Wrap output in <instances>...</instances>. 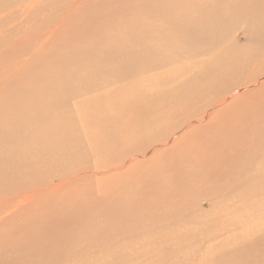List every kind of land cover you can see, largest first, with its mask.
Wrapping results in <instances>:
<instances>
[{"label": "bare ground", "instance_id": "obj_1", "mask_svg": "<svg viewBox=\"0 0 264 264\" xmlns=\"http://www.w3.org/2000/svg\"><path fill=\"white\" fill-rule=\"evenodd\" d=\"M6 1H8L9 6H6L4 10H10V13L7 14L6 12L7 17L5 22L10 21V23L26 22L27 19L33 15V12L36 9L41 7L45 8L43 6L45 5V2H43L44 4L42 5V1L44 0ZM84 1L85 0L64 1V4L67 5V9H64V12L62 10L63 13L60 12V15L57 16L54 21L50 20V22H45L43 25L46 28H38L34 34H30L28 39L25 38V40H18L17 43L12 42L6 44L1 49L2 51L0 57L5 56V59L6 56L10 57L9 55L11 54H9V51L14 50V48H20L22 42L30 43L32 40H38L40 42L55 34L56 31H58L60 27L62 28L70 19L71 15L77 10L78 7L76 6L81 3L83 5L86 2ZM117 1H120L121 3L124 2V4L127 3L128 5L134 4L133 2L136 1L139 4L138 11L129 10L130 12L123 15V17L125 16L128 19L131 18L132 21L130 20V25L136 26V23H139L140 29L137 30L136 27L131 34L135 39L140 38V41L137 40L140 42V45L137 47L138 51L136 54H140V60L145 53L149 56L146 63L143 61L140 63V74H142L141 79L146 73L150 75L155 73L153 76L155 80L158 75V70H160L158 68H160L161 65L163 66V64H166L167 66L170 65L171 70L173 60H177L183 52L191 54V58L192 56H202V58L207 56V58L203 61L201 60L202 62L198 69L193 70L192 73H190L191 67L189 68L188 65L177 64L172 66V73L170 72L168 75H162L159 78L157 77V80L163 82L165 85H168L167 87L160 90H157L155 87L153 89V93L151 94H148L146 90L141 89V92L135 99L133 97H127L118 100L115 99V92H111V90L108 91V89L106 92L104 90L105 88H98L102 90L100 92V98L102 103H105L104 109H107L104 110L103 113L100 111L101 114L96 115L94 119L97 122H101L99 124L100 128H103L104 124L107 126V140H112L111 143H116V153L114 157L112 155L107 157V165H104L106 163H99L97 166L91 167L87 166L89 161H86L85 163L81 161L78 165H76L77 167L72 166L68 170H65L66 168L56 170L58 167L57 163L59 161V163H61L62 160H60L59 156L56 157L57 152L55 148L52 147L58 143L67 146L66 142H69L71 135H73L77 142L79 140V134L76 133L77 131L75 132L73 130L70 133V128L68 130L67 128H61L62 130L59 135L57 134L58 136H55L53 135L54 130L52 127H46L50 123H46V126L44 125L42 128L45 134L41 135L39 132L37 133V131H39L38 129L36 131L37 135L34 137V141L29 142L26 145L25 150H32V158L29 157L31 161H20V159L15 157L16 154H12V152H10L12 148H10V146L6 143V149L2 150V153H5L6 157L4 159L2 158L0 161V180L1 183L13 182L17 180H19V182L14 185H8L7 188L0 191V264H59L64 259H61L59 256L61 248H71L69 241L72 239L76 240L78 231L83 229L78 222L80 221L82 224L87 219L89 220V218H91L90 215H96L97 213L98 215H101V217H104L107 213V217L110 221H115L121 218L123 219L124 217L127 219V215L132 219L131 223L128 224L126 228V234L122 231L120 234L116 231L113 233L112 237H115L118 240H123L120 241L118 245L114 246V244H112V248L108 250L107 255L104 254L105 257H107V260L101 261L100 264H134L133 262L135 260L137 261V264H187L184 259H187V256L190 255L187 251L189 246L187 245L188 249H185L184 245L187 243L188 239L185 234H180V232H183L184 230L187 232L189 229L188 223H192V220L198 224L200 221L206 219L207 213L201 215L200 219L196 216V214H194L196 217L191 218V216H189V211L192 209L196 212L199 211L200 201H204L208 205L209 200H211V193L215 191V189L217 192L219 191V193H222L221 195L227 194L229 197L234 199L232 204L227 203V205L219 212L222 221L229 226L230 233H228L225 237L223 236V239L221 238V248H218V246L217 250L210 249L204 253L206 255V257L204 256L205 259L197 256L193 261L189 262V264H264V158H262V164L253 163L254 165L252 168L248 169L249 165L244 164L247 161V158H244L241 154V152L244 153L243 148L245 145L241 146L240 149L238 145L239 143L237 142V140H243V142L247 143V141L244 140H249V138L253 141L263 140V142H255L258 150L264 144V122L262 121L264 119V64L260 63L256 69L249 68V71H246L243 66H250L249 61L252 63L254 62L252 60L248 61L245 58H239L240 61L243 62V65H237L239 63L236 61V56L230 54L226 47L224 48L221 43H224V41H222L220 37L223 26L232 22L237 28H239V25L240 27L243 26L240 30L241 32L243 31L242 34L245 42L255 43L254 41H261L264 37V0ZM105 3V6H107V3L110 2L106 1ZM64 4L63 6H65ZM127 4H125V6H127ZM123 8L125 7L123 6ZM134 8L136 9V6L131 9ZM113 9L111 11H113ZM39 10L42 12L43 9ZM122 11H124V9ZM122 11L119 13L123 14ZM128 14H131V16ZM76 15L73 14V16ZM114 16H116V14ZM2 18L3 17H0V20ZM96 18L98 17L96 16ZM120 24L122 26V22H120ZM72 25H69V27H72ZM79 25L76 27H82V25ZM127 25L128 24H126V26ZM255 25L257 26L258 32L256 30L250 32V29L253 30L252 26ZM12 28H14V26ZM44 29L45 31H42ZM183 35L189 37L186 42L180 46H174L171 40L165 41L163 44L165 50L161 51L162 48L160 39L167 38V40H179L180 36ZM133 36L131 38H133ZM229 38H231V36ZM235 38L238 39L237 35H235ZM68 39L70 42V38ZM158 41H160V43L153 44ZM77 43L80 42L77 41ZM100 43L102 44V42ZM126 43L124 46H127ZM71 45L76 50L75 52L73 48L72 50L70 49V55L73 58L71 59L73 60V65H82L89 72L65 69L66 65L71 61L70 58V61L64 59H67L68 56L64 57L60 61L59 68H57V70L53 73H46V70H44L45 74L42 76L43 73L42 75L40 74L43 71L40 67L41 72H39V75L43 78H40L39 81L41 82L42 80L44 86L46 85L42 91L45 92V89L48 88L47 91L51 93L49 96H53V93L55 92L63 93L66 91L69 92V90L72 91V94L74 93L76 95L83 92L81 85L72 88L73 85L71 84H69L68 87H65L50 83H57V77L59 76L56 73L58 72L66 71L73 78L79 80H89L92 73H97L98 71L103 70L106 72L108 79L117 76L116 73H110L107 71V69L109 70V68H112L109 61H113V63L115 62V67L119 66L117 60L130 62V57H124L119 54L122 49L117 47L118 44H113L114 46L112 47L110 46V51L108 48L100 50L99 48L104 49V44H102L103 47H99V50L97 49L96 51L98 55L100 54V58L97 57L98 55L95 54L96 52L93 53L92 50L83 51L84 48H81L80 45L75 46L73 43ZM42 47L46 46L40 42L39 46L32 52L35 54L34 56L42 52ZM86 47H88V45ZM257 49L258 48L252 51L254 59H256L259 54ZM130 50H135V47ZM210 50H212L215 54H213V52L208 53ZM105 51L109 52L106 53ZM126 51L128 52L129 50ZM12 55L14 56L13 53ZM25 56L26 55H24V58ZM76 56H82V58L80 60L77 58L76 60ZM90 56H95L96 58L89 59ZM40 57L42 58V56ZM5 59L2 60V62L6 63L5 61L7 60ZM38 60H36L35 63ZM263 60L264 55L257 61L260 62ZM42 63L44 62L42 61ZM14 64L16 65V63ZM122 65L120 66L122 67ZM19 67L21 68L22 66L19 64ZM38 68L39 67L37 66L36 70H38ZM49 69L50 66L47 70ZM13 70L14 68L10 72L12 73ZM36 70H31L29 73L26 72L28 75L25 74L26 76H23V78H27L26 82L28 83H25L27 84V88L24 92L20 90L21 88H17V91L19 89V91L23 93L25 101L27 100V103L22 102L24 101L22 96L23 99L21 102L22 104H26L25 106L15 104L14 102L17 99H15L13 103L10 101L12 93L16 90L14 91L12 88L10 89L9 86V88L6 86L11 92L13 90L12 93H7V90H5L4 87H0V107H2V110H6V113L4 114L11 112L10 114L13 115L14 111H17V109H22L25 116V113L27 115L29 111L32 110L31 102L29 101H31V99L33 100V98L30 99L29 96H34V93L40 94V96L43 94L39 93L40 89L38 88L40 85H38V82H36L38 90L31 89V87H33L31 84L35 83L32 82L34 81L35 76L34 74L32 75L31 72ZM112 71H115V68H113ZM66 72H64L65 74H62V77L63 75H68ZM186 72H189V74L186 75ZM21 74H23V72ZM15 76L13 78L11 77L12 80L15 79ZM23 78L20 79L24 80L25 78ZM17 79L20 80L19 78ZM69 79L71 78L69 77ZM18 80L15 81V85L19 82ZM63 80H65L64 77ZM97 80L95 78V81ZM145 80H147L146 76ZM66 81L67 79L63 81V84H65ZM71 81H74V79H71ZM68 82H70V80ZM12 83H10L11 86ZM20 83L23 84L22 82ZM49 83L52 85L48 86ZM58 83L61 84V82ZM7 84L8 82L6 85ZM25 84L23 85L25 86ZM0 85L2 84L0 83ZM33 85L35 86V84ZM95 85L97 87V83H95ZM41 87H43V84ZM91 87L93 86L85 89L86 93H90L92 91ZM16 94L17 98L19 97L18 94L21 93L17 92ZM72 94L71 96L73 98L74 95ZM44 95H47V92L44 93ZM159 98L169 99L170 101L168 103H162L159 101ZM48 99H50V97ZM50 100L51 103L50 101L49 103L52 104L53 99ZM74 100V105L76 106L80 99ZM64 103L66 104L68 102ZM12 104H15V106ZM50 104L46 105L49 106ZM51 106H53V104ZM51 106H49V108ZM33 107H35V105ZM64 108H68L67 104L64 105ZM35 109L38 110V108ZM100 109L103 110V107ZM43 110L45 111V108H42V111ZM30 113L33 114L32 112ZM39 114L40 116H38V118L42 116L41 113ZM59 118L60 120L67 119V122L69 121L72 125V121L68 119L70 118L68 114L61 115ZM89 118L90 116L84 117V121ZM34 119L37 120L36 118H33V120ZM33 120L32 122L35 124V120ZM12 121L13 120H11V123L13 124ZM20 123H22V121ZM2 124L3 118H1L0 112V127ZM40 124L43 123L41 122ZM8 127L10 126L8 125ZM36 127L38 128L37 124ZM14 129L12 128V130ZM25 129L29 132V127ZM251 130L254 131L252 134ZM20 131L22 132L21 129ZM39 135H41L39 144H36L38 142H36V139ZM29 136L31 137V134ZM241 137H243V139H240ZM25 140L26 139H24V141ZM2 141L4 142V140ZM18 142L19 141L16 143ZM247 144L250 145L251 143L248 142ZM252 145L253 148H255L254 142ZM13 146L14 143L12 147ZM77 146L78 144H76V147ZM20 151L23 152L24 149L21 148ZM27 152H29V150ZM223 154H225L223 158L219 159L220 157L217 155L221 156ZM76 156H78V154ZM55 157L56 163L54 160L51 162ZM76 162L78 161L76 160ZM111 166H113L112 169H110ZM240 166H243L245 170H240ZM40 169H42L45 174L39 182L31 181L26 178L34 174L36 175L38 171H41ZM229 173H232V175L236 173L237 175L235 174V177L232 179V183L228 184V186H222L220 184V187H222L220 188V179L224 177L226 184L229 178ZM49 177H51L50 180L48 179ZM98 177L101 179L96 180ZM105 179L106 182L104 185L101 181H105ZM184 180H186L185 184L182 183ZM210 180H213L211 183L215 189H211V192L208 195L209 188L206 189L204 186H208L207 182ZM55 181L58 182L55 183ZM200 184L202 190L198 191ZM191 191L197 192L200 196V200L198 199L195 202H191ZM200 193L203 194L200 195ZM45 196L53 199L48 200L50 206H48L47 200L43 199ZM74 196H76L75 200L73 199L75 198ZM33 201L36 203L29 207ZM70 201L72 203H70ZM68 202L69 204H67ZM205 203H201V206H207ZM39 204L42 206L40 212V209H38ZM131 204H134L133 208H130ZM212 205L213 204H209V208H211ZM151 209L154 211L152 221H155L156 219V222L161 223L160 221L166 217L167 222L161 223L158 227L159 229L157 231H153L154 233L152 238L150 235L145 237L146 241L149 243L151 242V248H146L145 251H140L142 246L140 248L139 234L143 232L141 231L139 234H137V232L143 230V226H141L140 223L138 227V221L135 222L134 220L141 214H148ZM206 211L207 210L202 209L200 213H204ZM214 211L215 210H213V212ZM168 212H170V214ZM5 217L9 218V220ZM99 223L101 224V222H98L97 224L99 225ZM111 223L112 222H110V225ZM229 223H234V225H230ZM106 227L105 230L107 229ZM7 228L8 230L4 232ZM119 228H121V225ZM20 229H25L26 233L23 235ZM147 229H149V227ZM180 229L184 230L181 231ZM233 230H235V234H231L233 233L231 232ZM132 232L133 235L131 237L129 234ZM99 233L101 234V232ZM234 236L236 237L235 242L231 241ZM14 237L18 241L17 245H20L19 249L16 248L17 245ZM84 237L86 239V236ZM128 237L136 240V242L134 241L133 243H130V247L128 246V242L130 240ZM183 237L185 239H183ZM230 241L232 243H230ZM83 242L85 243L86 241ZM227 242H229L232 247H223V244ZM78 243L83 244L82 242ZM199 244H201V241ZM146 245L150 247L149 244L146 243ZM132 249L138 250H134L129 254L123 252ZM71 252L69 253L71 254ZM146 255H150V258L146 257ZM105 257L103 258L105 259ZM69 259L71 261L72 257H69Z\"/></svg>", "mask_w": 264, "mask_h": 264}, {"label": "rangeland", "instance_id": "obj_2", "mask_svg": "<svg viewBox=\"0 0 264 264\" xmlns=\"http://www.w3.org/2000/svg\"><path fill=\"white\" fill-rule=\"evenodd\" d=\"M64 1L66 2V0H44V1H42V5L44 4L43 2H45V5H43L45 8L41 7V8L36 9L33 12V15L30 16L27 19L26 22L24 21L23 23H19V22L18 23L17 22L10 23V21L5 22V19L7 17L6 15L10 13V10H4V8L6 6H9L8 1H6V0H0V17H3L0 20V54H1V51H2L1 49L6 44H9V43H12V42L17 43L18 40H22V39L25 40V38L28 39V37L30 36V34H34L35 31H37L38 28L39 29L42 28V27L43 28H46L43 25L45 22H50V20L51 21H54L56 19V17L60 15L59 13L62 12V10L64 12V9H67V5L64 4ZM85 1H84L85 3L83 5L81 3V4H79V5L76 6L78 8H77V10L73 14L74 15L77 14V15L76 16H73V14H72L71 17H70V19L64 24V26H63L64 28L63 27L62 28L60 27L61 29L59 28L58 31H56V33L53 34L54 36L51 35L49 38L47 37L45 39L47 41H45V40L44 41H40L46 47H42V52L38 53L36 56H34L35 54H33L32 52L39 46V43L40 42L38 40L37 41L36 40H32L33 42L30 41V43L29 42H26V43L22 42L20 48H14V50L9 51L10 52L9 54H11V55H9V54L8 55L10 57L6 56V59H5V56L0 57V83L2 84V85H0V87L1 88L4 87V89L7 90L6 91L7 93L8 92H11L10 91L11 88L14 91L16 90L15 91L16 93L17 92L18 93H21V94H18L19 97L16 98L17 94L15 92L12 93L13 92V90H12L11 93H12L13 96L11 95V97L12 98L14 97L13 99L10 98V101H12V103H13V101L15 99L18 100V101L16 100L14 102L15 104H21V105H24L25 106L26 104H22V102L27 103V100L25 101V98H24L23 93H22V92H24L26 90V88H27L26 85L28 84L26 82L27 78H25V77H24L25 79L23 78V76L28 75L26 72L29 73L31 70H36V68L38 66L39 67L38 70L31 72V74L32 75L34 74V76H35L34 81H32V82H35V83H32L31 82L32 83L31 86H33L35 88L37 86L36 85L37 84L36 82H38V85H40V87L43 84V87H41V88L39 87L38 88V89H40L39 90V93H43L42 96H40V94H36V93L33 94L34 96H32L31 94H29V95H31V96H29L30 99L33 98V100L31 99V101L28 100L29 102H31V108H32V110L29 111V113L27 114L29 116H27L26 113H25V116H24V111L22 109H17V111H14V114L15 115L14 114L13 115L10 114L11 112H9L8 114H4V113H6V110H4V109L2 110L1 109L2 107H0V110L3 111V113H2V111H0L1 112V118H3V124L0 127V161L2 160V158L4 159L6 157V154L5 153H2V150L3 149H6V143L10 146V148H12V150L10 152H12V154H16L15 157H17L18 159H20V161H24V160L31 161L30 158H32V154H31V151L32 150H30V149L25 150L26 145L29 142H33L34 141V139H35L34 137H36V135H37L38 132L41 135L45 134L43 132L42 128H43L44 125L46 126V123H50L46 127H48V126H49L48 128H51L52 127V129L54 130L53 135H55V136H58L59 133L61 132V130L63 128H67V130L70 128V130H69L70 133L73 130L75 132L77 131L76 133L79 134V140L77 142L74 139L73 135H71V137L69 138V142L68 141L66 142L67 143V146H64V144L58 143V144H55V146L52 147V148H55V150L57 152V156L56 157L59 156L60 157V160H62L61 163H59L60 161L57 163L58 167L56 166L57 167L56 170H62V169H65V168H66L65 170H68L72 166L77 167L76 165H78L81 161H83L84 163L86 161H89L87 163V166H91V167H95L99 163H102V164L103 163H106L108 156H111L112 155L114 157V155L116 153V143L115 142L114 143H111L112 140H107V137H106V135H107V126L103 123L104 124V127L103 128H100L99 127V124L101 122H97L94 119V117L96 115H100L101 113H103L104 110L107 109V108L104 109L105 108V103H102V100L100 98V96H101L100 95V92L102 90H100L98 88H102V89L105 88L104 90L106 92H107V89H108V91L111 90V92H115V99H118V100H121V99L127 98V97H133L135 99L136 96H138L139 93L141 92V89L146 90V92L148 94H151V93H153V89L155 87H156L157 90H160L162 88L167 87L168 85H165V84H163V82L158 81L157 80V77L159 78L162 75L163 76L168 75L172 71V66L177 65V64L188 65L189 68L190 67L192 68V69L190 68V73H192L193 70L198 69V67L200 66L201 62L204 59L207 58V56H205L204 58H202V56L201 57H194V56H192V58H191V54L186 53V52H183L182 54H180V56H179V58L177 60H175V59L173 60V64L171 66V70H170V65L167 66L166 64H163V66L161 65V67L158 68L160 70H158V75L156 76L155 80H154V77H153L155 75V73H152L151 75L148 74V73H146L145 75L142 76V79H141V75L142 74H140V68H141L140 63L142 61L144 63H146L148 61L147 58L149 56L147 55V53H145L143 55V57L141 58V60H140V54L139 53L136 54L137 51H138L137 50V47L140 45L139 44L140 42H138V41H140V38H138V39L136 38L135 39L134 36L131 35V34L133 33V30H135L136 27H137L136 28L137 30L140 29L139 23H136V26L134 25L135 26L134 27L133 25H130L131 18L128 19L125 16L123 17V15H126V13H129L130 11H133V10L134 11H138L139 10V4H138V2L134 1L133 2L134 4H130L131 6L128 5L127 3H125V4H127V6H125L124 2L121 3L120 1H117V0H85ZM106 1L107 2H110V3H107V6H105L106 5V3H105ZM112 2H113L114 5L112 4ZM62 3L66 7L63 6ZM62 6H63V8H62ZM116 6H117V9H116ZM123 6L125 8H123ZM134 6H136V9L135 8L134 9H131ZM113 7H114V9H113ZM39 9H43L42 12ZM79 9H80V11H79ZM112 9H113V11H111ZM123 9H124V11H122ZM126 9H128V10H126ZM55 10L57 11V14H56V11ZM125 10H126V12H125ZM120 11H122L123 14L119 13ZM6 12H7V14H6ZM116 12H118V13H116ZM50 14H52V15H50ZM115 14H116L117 17L118 16L119 17L117 18L116 16H114ZM128 15L131 16V14H128ZM96 16L98 18H96ZM99 16H100V18H99ZM124 18H126L128 20H126ZM8 20H10V19H8ZM115 20H116V22H115ZM120 22H122V26H121ZM79 24L82 25V27H78L77 28L76 26L79 25ZM84 24H85V26H84ZM116 24H118V25H116ZM126 24H128L129 26L127 25L128 26L127 27ZM15 25H16V27H15ZM69 25L70 26L72 25V27H69ZM94 25H96V26H94ZM13 26H14V28H12ZM132 26H133V28H132ZM71 28H74V29H71ZM242 28H243V26L240 27V25H239V28L235 27V25L232 22L231 23H228L225 26H223V28H222V34H220V37H221L222 41H224V43L221 42L222 45L224 46V48L226 47L228 49V51L230 52V54L236 56L235 57L236 58V61L239 63L237 65H239V66L240 65H243V62L240 61L239 58H245L248 61L249 60H252L254 62V63H252V62L249 61L250 66H246V67L243 66V68L246 71H249V68L250 69H252V68L256 69V67L259 66L260 63L264 64V60L263 61H260V62L257 61L261 56L264 55V44H263L264 43V37L262 36L263 38L261 39V41L263 43L260 40H259L260 42L259 41H254L255 43L245 42V40L243 39L244 38L243 37V34H242L243 31L241 32V30H240ZM252 28H253V30L250 29V32H253L255 30L258 32L256 25L255 26H252ZM83 29H84V32H83ZM42 31H45V29L42 30ZM229 32H231L232 34L229 33ZM76 33H77V35H76ZM81 34H84V35H81ZM96 35H99V36H96ZM235 35H237L238 39L235 38ZM132 36H133L134 39L131 38ZM230 36H231V38H229ZM77 37H79V38H77ZM68 38H70V42H69V39ZM188 38L189 37L186 36V35L180 36V39L179 40L178 39H169V40H167V38H162V39H160V41H161V48H162L161 51H164L165 50V48L163 47V44L165 43V41H170L171 40L173 42L174 46H180L181 44H183L184 42H186ZM92 39H93V41H92ZM130 39H133V40H130ZM77 41L80 42V43H77ZM160 41L155 42L153 44L160 43ZM100 42H102V44H104L103 45L104 46V49L103 48H99V47H103ZM72 43L75 46H79L80 45L81 48H84L83 51H85V50H90L91 51L92 50L93 53H95L98 48L100 50H105V49L108 48V50H109L110 49V46L112 47V46H114L113 44H115V45L118 44L117 47H120L122 49V51H120L119 54H121L124 57H130L129 58V61L130 62L123 61V60H119V61L117 60V62L119 63V66L118 67H115L114 66L115 65V62L113 63V61H109V64L111 65L112 68H109V70L107 69V71L110 72V73L114 72L117 75L116 77L108 78L110 80L107 79L106 72L103 71V70H100L97 73H92L91 74L92 76H91V78L89 80H86V79L85 80H83V79L79 80V79L73 78L66 71H61L62 73L61 72H58V73H56L59 76V77H57L58 78L57 79L58 80L57 83H55V82L54 83L53 82H50V83H52L53 85L56 84V85L65 86V87H68L69 84H71V85H73V87L71 86L72 88L77 87L78 85H81V87L83 89V92L78 93L77 94L78 96H77L74 93L72 94V91L69 90V92L66 91V92H63V93L62 92H55V93L52 92L53 93V96H49V95H51V93H49L47 91L48 88L45 89V92H43L42 89L45 88L46 85L44 86V83H43L42 80H41V82H42V84H41V82L39 80H40V78H43L42 76H44V74H45L44 70H46V73L47 72L48 73L55 72L57 70V68H59L60 61L64 57H67L68 56L67 59L64 58L67 61H70L71 59H73L72 56L70 55V49L72 50V48H73V50H75V48L71 45ZM125 43H126L127 46H124ZM87 45H88V47H86ZM134 47H135V50H132L133 53H134L133 54L130 49H132ZM256 48H258L257 50L259 51V54L257 55V58L254 59V57L252 56V51L254 49H256ZM28 50H30V51H28ZM126 50H129V51L127 52ZM75 52H76V50H75ZM108 52H106V53H108ZM212 52L213 51L210 50L208 53H212ZM12 53L14 54V56L12 55ZM66 53L69 54V55H67ZM127 53H128V55H127ZM23 54L26 55L25 58H24V55ZM29 54H30V56H29ZM95 54L98 55L97 52ZM213 54H215V53L213 52ZM43 55H44V58H43ZM184 55H186V56H184ZM238 55H239V57H238ZM40 56H42V58ZM52 57H53V59H52ZM97 57L100 58V54ZM3 58L5 60H7V61H5L6 63L2 62V60H4ZM69 58H70V60H69ZM77 58H78V60H80L82 58V56H78V57L76 56L75 59L77 60ZM94 58H96V57L95 56H90L89 57V59H94ZM179 59H181V60H179ZM36 60H38L36 62L37 64L35 63ZM195 60H197L198 62L195 61ZM42 61L44 63H42ZM72 61L73 60H71L70 63H68L66 65L65 69H67V70H76V71H81V72H87L88 71L82 65H79V66L73 65V62ZM14 63H16V65ZM111 63H113V64H111ZM19 64H20V66H22L21 67L22 68V71H21V68L19 67ZM35 64H36V68H35ZM56 64H57V66H56ZM190 64H192L193 66L190 65ZM252 64H253V66H252ZM41 65H43V66H41ZM120 65H122V67ZM49 66H50V69H49L50 71L47 70L49 68ZM40 67H41V70L43 72L40 71ZM13 68H14L13 71H16L17 73L16 72H13V71H12V73L10 72ZM45 68H47V69H45ZM113 68H115V71H112ZM23 69L26 70V71H24ZM83 69H85V70H83ZM20 72L21 73L23 72V74H21ZM39 72H41V74ZM64 72L68 73V75L67 74L66 75H63V77L65 78V80L67 79V81L65 82V84H63L64 83L63 81H65V80H63V77H62V74ZM42 73H43V75H42ZM8 74H9V76L11 74L12 75L9 77ZM15 74H16V76H15ZM39 74L42 75V76H40ZM188 74H189V72L186 75H188ZM13 75L15 76V79L12 80V78L14 77ZM60 76H61V78H60ZM145 76H146V79L147 80H145ZM16 77L19 78V79L20 78L21 79L23 78L24 80H21V79L18 80ZM69 77L72 80L74 79V81H71V79H69ZM95 78H96V80L98 79L99 81L98 80L95 81ZM60 79H62V80H60ZM68 79L70 80V82H68L69 81ZM111 79H114V80H111ZM17 80L19 82L16 83V85H17V87H16L15 81H17ZM35 80H37V81H35ZM7 82H8V84L6 85ZM20 82H22L23 84H25V83H27V84H25V86H24ZM58 82H61V84L58 83ZM10 83H12V86L10 85ZM50 83H49L48 86H51L52 85ZM95 83H97V87H96ZM98 83H100V84H98ZM33 84H35V86ZM21 85H23V86H21ZM6 86L7 87L9 86L10 89L8 90ZM90 86H93V87H91V90L92 91L90 93H86L85 89L88 88V87H90ZM22 87H25V88H22ZM33 87H31L32 90H38L37 89L38 86L35 89ZM94 87H96V88H94ZM17 88H21L20 90H22V92H20L19 89L17 91ZM46 92H47V95L48 96L47 95H44V93H46ZM71 94L74 95L73 98H72ZM22 96L24 98V101H22V99H23ZM46 96H47V98H46ZM56 96H58V97H56ZM49 97H50V99H53L52 100L53 101L52 104H53V106H56V107L51 106L52 104H50L51 103V100L48 99ZM60 98H62V99H60ZM166 98H168V97H166ZM74 99H80V101L78 102V104L76 106L74 105V101H75ZM47 101H48V103H47ZM49 101H50V103H49ZM159 101L162 102V103H168L170 100L169 99L159 98ZM32 102H34V103H32ZM56 102H58V103H56ZM64 102H68V103H66L67 106H68V108H64V105H66ZM15 104H12V105L15 106ZM46 104H50L49 106H51L50 108H52V109H50L49 106L46 105ZM34 105H35V107H33ZM47 107H48V109H47ZM101 107H103V110L100 109ZM35 108H38V110L35 109ZM42 108H45V111L43 110L44 112L42 111ZM100 111H101V113H100ZM30 112H32L33 114H31ZM48 112H50V113H48ZM39 113H41L42 116L38 118V116H40ZM107 113H108V110H107ZM64 114H68L70 116V118H68V119L72 121L71 122L72 125L70 124L69 121L67 122V119H61L60 120L59 117L61 115H64ZM46 116H47V118H46ZM86 116H90V118L87 119L86 121H84L85 120L84 117H86ZM12 117H13V119H12ZM29 117H30L31 120L29 119ZM74 117H76V118H74ZM33 118H36L37 120L34 119L35 120L34 121ZM77 118H79V119H77ZM5 119H6L7 122L5 121ZM73 119H75V120H73ZM11 120H13L12 122L15 125H13L11 123ZM20 120L22 121V123H20L21 122ZM32 120L35 122V124L32 122ZM45 120H46V122H45ZM89 120H91V121H89ZM40 121L43 124H40L41 123ZM262 121L264 122V119ZM38 122H39L40 125L38 124ZM36 124H37L38 128L36 127ZM8 125L10 127H8ZM32 125H34V126H32ZM79 125H80V127H79ZM27 126L29 127V132H28L27 129H25V128H28ZM8 128H9V130H8ZM12 128L13 129L15 128V129L12 130ZM20 129L22 130V132L20 131ZM38 129H39V131H37ZM76 129H78V130H76ZM36 131H37V133H36ZM253 132L254 131L251 130V134ZM20 134H22V135H20ZM30 134H31V137L29 136ZM41 135H39L37 137L36 142L37 141L38 142L37 143L35 142L36 144H39V140H40ZM15 136H16V138H15ZM1 138H2V140H4V142L1 140ZM24 139H26V140L24 141ZM240 139H243V137H241ZM17 141H19L20 143L19 142H18L19 144L16 143ZM244 141H247V143L250 142L251 144L249 145V144L243 142V140H237V142L239 143L238 145H239V148L240 149H241V146L245 145L244 148H243V152L244 153L241 152V154L244 156V158H247L246 159L247 161L244 164L249 165V168L248 169L252 168V166L254 164H262L261 163L263 161L262 158H264V144L258 150V148H256L257 145H256L255 142H259L260 140H254L253 141V140H250V138H249V140H244ZM251 141L254 142L255 148H253V145H252L253 142H251ZM260 142H263V140H261ZM13 143H14V146L12 147ZM235 143H236V140H235ZM76 144H78L77 147H76ZM21 148L24 149L23 152L20 151ZM216 148H217V146H216ZM28 150H29V152H27ZM247 153H248V156H247ZM77 154H78V156H76ZM224 155L225 154H223L221 156L220 155H217V156L220 157L219 159H222ZM56 157L53 158L51 162H53V160H54L55 163H56ZM70 157L73 158L74 160L71 159ZM63 160H66V161H63ZM76 160L78 162H76ZM104 165H107V163L104 164ZM240 167H239L240 170H245L243 166H240ZM112 168H113V166L110 167V169H112ZM40 170L41 171H38L37 172V174H36L37 176L34 174V175H32L30 177H26V178L29 179V180H31V181H38L39 182L42 179V177L44 176V174H45V172L42 169H40ZM42 173H43V175H42ZM235 174L232 175V173H229V178H228L227 183H226L227 185L225 184L224 177L222 179H220L219 187H220V184L222 186L223 185L228 186V184L232 183V179L235 177ZM48 179L50 180L51 177H49ZM100 179H101L100 177L96 178V180H100ZM212 181L213 180L208 181L207 182V185L208 186H206V185L204 186L206 189L209 188L208 189L209 190L208 191V195L210 194L211 189H215L214 186L211 183ZM18 182H19V180L13 181V182H4V183H1V180H0V191H2L5 188H7L8 185H14V184H16ZM57 182L58 181H55V183H57ZM105 182H106V179H105V181L104 180L101 181V183H103V184ZM185 182H186V180L182 181V183H184V184H185ZM186 185H188V184H186ZM99 187H104V186H99ZM220 188H222V187H220ZM200 190H202L201 189V184L199 185L198 191H200ZM190 193H192V195H190L191 196L190 197V201L191 202H195L198 199L200 200V196L198 195L197 192L191 191ZM201 194H203V193H200V195ZM211 194H212L211 195V198H210L211 200H209V204H213L211 208H209V204L207 205L204 201H200L199 202L200 203L199 204V207H200V210L199 211L196 212L194 209H192L193 211L190 210L191 212L189 211V216H191V218L198 216L201 219V215H204L205 213H207L206 219L200 221L198 224H196L194 222V220H192V223L189 222L188 223V228L189 229L187 230V232L184 229H180L181 231L184 230L183 232H180V234H185L186 238L188 239L187 243L184 245V248L185 249H188V246H189V249L187 251L190 253V255L187 256V259H184L187 264H189V262L193 261L197 256L203 257L202 259H205L206 255L204 253L206 251L210 250V249L217 250L218 248H221V246H222L220 244L221 238L223 239L226 235H228V233H230L229 226H227L225 224V222L222 221V218L220 217L219 212H220V210L222 208H224L227 205V203L228 204H232L234 202V199H232L231 197H229L227 194L226 195H221L222 193H219V191L217 192L216 189ZM76 196H77V194H76ZM76 196H74L75 197V198H73L74 200L76 199ZM43 199L44 200H47V202H48V200H53V199H51L48 196H45ZM71 201H73V200H71ZM71 201H70V203H72ZM34 203H36V202L33 201L29 205V207L32 204H34ZM201 203H205L207 206L202 207L201 206ZM67 204H69V202ZM48 206H50L49 205V202H48ZM41 207H42L41 204H39V207H38V209H40L39 212L41 211ZM133 207H134V204H131L130 205V208H133ZM202 209H205L207 211L204 212V213H200V211ZM213 210H215L214 212H216V213H214ZM192 212H194V213H192ZM168 213L170 214V212H168ZM194 214H196V216H194ZM250 214H253V213H250ZM97 215H98V213L96 215H90L91 218H89V220L87 219L82 224L80 223V221L78 222L80 224V226H82L83 229H81L80 231H78L77 239L76 240H73L72 239V240L69 241V245H70L71 248H68V249H64L63 247L61 248V250H60L61 253L59 252V256H60L61 259H63V258L64 259L59 264H71V263L72 264H86L87 262H89L87 264H100L101 261L107 260V257H105V255H107L108 250L112 248V244H114V246L115 245H118V243H120V241L123 240V239L122 240L121 239L118 240L117 238L112 237V235H113V233L115 231L118 234H120L121 231L126 234V232H125L126 231V228H127L128 224H130L131 221H132V219L130 217H128V215L126 216L127 219L125 217H124L125 219L124 218L122 219L121 216H120L121 219L115 220L116 222L114 220L110 221V219L107 217V213L104 215V217H101V215H98V216ZM153 215H154V211H153V209H151V210H149L148 214L147 213L141 214L137 219L134 220L135 222L138 221V225L136 224L138 227H139V224L140 223H141V226H143V230H140L139 229L140 231L137 232V234H139V232H141V231L143 232V233L139 234L140 235V238H139L140 239V248L142 246V248H141L140 251H145L146 248H148V249L151 248V246H150V245H152L151 242L149 243L148 241H146L145 237L147 235H150L151 238H152V235L154 233L153 231H157L159 229L158 227H159V225L161 223H164V222L166 223L167 222L166 221V217L162 221H160L161 223L156 222V219H155V221L153 220L154 221L153 222L152 221ZM232 215H233V213H232ZM36 216H39V215H36ZM118 216H119V214H118ZM99 217H101V218H99ZM103 218H105L106 220L103 219ZM6 219L9 220V218H6ZM219 221H220V223H219ZM96 222L97 223L98 222H101V224L99 223L100 226ZM110 222H112L111 225H110ZM229 224L230 225H234V223H229ZM89 225H91V226H89ZM120 225H121V228H119ZM134 226H135V224H134ZM134 226H133V230H134ZM146 226H148L149 229H147L148 227H146ZM105 227L107 228L106 229L107 231L105 230ZM97 228L98 229L100 228V229L98 230ZM7 230H8V228L5 229L4 232L7 231ZM20 231H21V233L23 235L26 233V230L25 229H20ZM198 231H199V233H198ZM99 232H101V234ZM231 232H233L231 234H235V230H233ZM93 233H94V235H93ZM104 233H105V236H104ZM106 233H108V234H106ZM109 234H110L111 237L109 236ZM191 234H193V235H191ZM89 235H90V237H89ZM101 235H103V236H101ZM129 235H131V237H132L133 232L131 234H129ZM203 235H204V237H203ZM213 235H216V236H213ZM217 235H219V236H217ZM84 236H86V239H85ZM131 237H128L130 239L129 242H128V246L129 247H130V243L131 242L132 243L134 241L136 242V240L134 238L131 239ZM34 238L37 239L36 237H34ZM89 239H91V240H89ZM183 239H185V238L183 237ZM235 239H236V237L234 236L231 241H234L235 242ZM14 240H15L16 245H17V242L18 241L15 239V237H14ZM79 240H81V241H79ZM199 240L201 241V244H199V242H200ZM83 241H86V242L84 243ZM231 241H230V243H232ZM78 242H82L83 244H79ZM194 242H195V245H194ZM146 243L149 244L150 247H148L146 245ZM230 243L229 242L224 243L223 244V247H227V248L232 247V245ZM205 245L206 246L208 245V246L206 247ZM137 246H138V244H137ZM16 248L19 249L20 248V245H17ZM63 249H64V251H63ZM83 249H85V250H83ZM134 250L137 251L138 249H132V250L123 251V252L129 254V253L133 252ZM195 250H197V251H195ZM30 252H31V250H30ZM69 252H71V254ZM146 253H148V252H146ZM63 255H65V256H63ZM66 256H67L68 259L66 258ZM69 257H72L71 261H70ZM103 257H105V259ZM146 257H149L150 258V255H146ZM184 260H182V261H184ZM133 263L134 264H137V261L135 260Z\"/></svg>", "mask_w": 264, "mask_h": 264}]
</instances>
